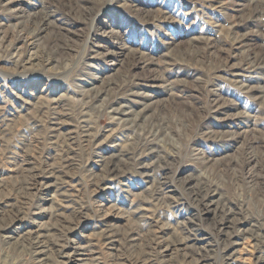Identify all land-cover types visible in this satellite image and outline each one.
<instances>
[{
  "label": "rangeland",
  "instance_id": "obj_1",
  "mask_svg": "<svg viewBox=\"0 0 264 264\" xmlns=\"http://www.w3.org/2000/svg\"><path fill=\"white\" fill-rule=\"evenodd\" d=\"M68 247L264 264V0H0V264Z\"/></svg>",
  "mask_w": 264,
  "mask_h": 264
},
{
  "label": "bare ground",
  "instance_id": "obj_2",
  "mask_svg": "<svg viewBox=\"0 0 264 264\" xmlns=\"http://www.w3.org/2000/svg\"><path fill=\"white\" fill-rule=\"evenodd\" d=\"M194 197L196 198V199H198V197L199 198H202V197H204L203 195H201V194H199V192H194ZM38 232V231H37ZM35 233V232H34ZM42 233V232H41ZM34 236V235H33ZM32 236V237H33ZM110 236V235H109ZM34 238V237H33ZM32 238V239H33ZM31 239V240H32ZM37 238H35L34 240H36ZM39 240H41V239H39ZM41 242V241H40ZM67 246V245H66ZM35 247V246H34ZM43 247V246H42ZM62 248V247H61ZM45 249V248H44ZM62 251V250H61ZM60 251V252H61ZM64 254H63V258H64V261H63V264H76V262H75V260H78V261H82V259H81V257H76L77 255H80L79 254V252L81 251L79 248H74L72 251L70 250V247H68V248H64ZM84 251V250H83ZM38 254H41V253H43V250L41 249V247L38 249V252H37ZM84 260H86V259H84ZM87 261V260H86ZM83 262H85V261H83Z\"/></svg>",
  "mask_w": 264,
  "mask_h": 264
}]
</instances>
